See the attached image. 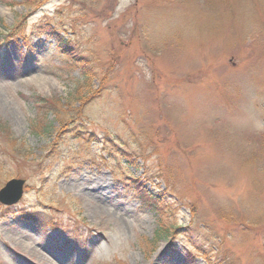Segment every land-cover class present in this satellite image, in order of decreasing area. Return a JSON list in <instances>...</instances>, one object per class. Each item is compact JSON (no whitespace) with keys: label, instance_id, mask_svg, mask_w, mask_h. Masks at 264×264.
Returning <instances> with one entry per match:
<instances>
[{"label":"rangeland","instance_id":"1","mask_svg":"<svg viewBox=\"0 0 264 264\" xmlns=\"http://www.w3.org/2000/svg\"><path fill=\"white\" fill-rule=\"evenodd\" d=\"M21 2L0 0V123L28 149L0 147V189L24 179L0 202V263L264 264V0ZM25 15V37L4 28ZM52 33L101 96L76 98L92 90ZM38 94L66 117L41 115ZM140 176L165 211L138 197ZM161 220L177 221L173 244L146 252Z\"/></svg>","mask_w":264,"mask_h":264},{"label":"trees","instance_id":"2","mask_svg":"<svg viewBox=\"0 0 264 264\" xmlns=\"http://www.w3.org/2000/svg\"><path fill=\"white\" fill-rule=\"evenodd\" d=\"M48 1L49 0H22L21 3L33 10L37 8L39 9V7L43 6ZM26 16L27 15H25L23 19L18 20L14 26L8 27L4 25V28H6L7 31L11 30L14 35L25 37L26 31L25 28H23L22 20H24ZM0 23L3 24L2 20H0ZM41 27L42 26H39V28ZM52 35H55L57 37V52L61 56L68 58L72 64H75L81 68L80 88L84 86V88L87 89V92L92 90L91 91L92 94L87 97L84 96L85 94L81 95L80 93L76 95L77 96L76 98L80 101V103L83 104L82 102L89 100L90 98H92V96H96V97L101 96L102 91L105 88V84H104L105 79L100 80L101 81L100 86L96 90L95 89L93 90V81L96 76V71L94 70V67L91 65L92 62L87 60L88 57H86L83 54V52L80 51L70 39H66L64 36H61L59 34L57 35L55 33H52ZM30 98L33 101L34 105L41 112V115L48 116L49 113L55 112V116H58L59 119L61 116L66 117L65 114L66 111L60 109L61 106L63 107L62 100L61 103H59L51 98H46L39 94L31 96ZM61 122L63 127L66 126L67 120L63 119ZM0 147H3L4 151L7 152L9 155H18V156L25 155L28 150L26 148L25 143H22L19 139H17L14 136L13 132L10 130V128L4 123L3 124L0 123ZM133 181H134L133 185H135L137 188L138 197L142 200V202L145 205H148L149 207L152 208H156L162 212L165 211V200L163 199L161 193L157 194L145 188L144 185L142 184L141 176L134 177ZM190 205H191L190 206L191 214L193 217H195L197 214V210H196L197 203L196 201H193ZM25 216L27 220H31V221H33L34 220L33 218H35V215L31 213H26ZM176 222L172 224H167L165 223L164 220H161L160 229L157 231L156 236L151 240H147V242L143 241V248L145 249V251L152 252L153 248L155 247V245L158 243V241L162 236L169 237L170 244L172 245L173 244V242L171 241V239L173 238L172 235L175 233L177 234V231L180 229ZM52 224L54 225V223ZM152 246L153 248L151 249ZM194 249H196V244H194ZM205 254L207 255L206 260L208 261V264H223L224 259L219 260V258H214L215 255H209L206 251ZM188 256H189V261H192V259L194 258V256H192V253H188ZM100 264H106V262H101Z\"/></svg>","mask_w":264,"mask_h":264},{"label":"water","instance_id":"3","mask_svg":"<svg viewBox=\"0 0 264 264\" xmlns=\"http://www.w3.org/2000/svg\"><path fill=\"white\" fill-rule=\"evenodd\" d=\"M24 180L13 178L0 190V202L14 204L23 195Z\"/></svg>","mask_w":264,"mask_h":264},{"label":"bare ground","instance_id":"4","mask_svg":"<svg viewBox=\"0 0 264 264\" xmlns=\"http://www.w3.org/2000/svg\"><path fill=\"white\" fill-rule=\"evenodd\" d=\"M41 79L45 80L44 78H41ZM45 81L49 83V81H48L47 79H46ZM16 243H17L18 245L22 246L21 243H19V242H16Z\"/></svg>","mask_w":264,"mask_h":264}]
</instances>
